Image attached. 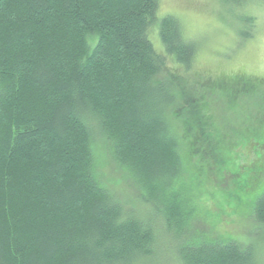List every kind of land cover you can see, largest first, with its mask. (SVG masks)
I'll list each match as a JSON object with an SVG mask.
<instances>
[{
    "label": "trees",
    "instance_id": "trees-1",
    "mask_svg": "<svg viewBox=\"0 0 264 264\" xmlns=\"http://www.w3.org/2000/svg\"><path fill=\"white\" fill-rule=\"evenodd\" d=\"M222 1L239 9L253 0ZM159 8V0H0V264H139L156 259L160 225L181 264H259L252 242L198 232L199 223L215 227L218 208L232 217L244 203L264 227V156L252 154L249 177L240 178L241 142L214 135L205 96L178 83L197 48ZM216 78L206 93L226 95L232 115L242 93L263 86L244 74ZM261 129L246 151L264 148ZM99 137L151 215H137L109 186L94 150ZM200 170L208 174L201 183ZM228 172L237 181L232 193L220 184L223 202L213 187ZM181 185L187 202L174 193ZM205 192L209 212L199 203ZM190 220L189 236L174 243Z\"/></svg>",
    "mask_w": 264,
    "mask_h": 264
},
{
    "label": "rangeland",
    "instance_id": "rangeland-1",
    "mask_svg": "<svg viewBox=\"0 0 264 264\" xmlns=\"http://www.w3.org/2000/svg\"><path fill=\"white\" fill-rule=\"evenodd\" d=\"M159 2L160 18L168 15L176 16L181 21L185 36L197 48L191 70H183L181 73L184 74L181 75V81L178 83L184 84L186 86L185 91L188 93L187 95L193 98L205 96L206 99H201V101L207 100L209 102V108L212 110V114H214L212 117L217 118L213 129L214 135L222 131L227 136H234L236 142L238 140L241 142L242 148L239 149L238 164L244 170H241L240 178L247 179L250 174L249 167L254 161L252 154L256 157L264 156V148H256L254 152L244 149L245 145L246 148L248 146V137L253 138L252 144L259 143L258 140L262 138L259 132H261L260 130H262V124L264 123V0H253L239 9H232L222 0H159ZM246 16L248 17L247 19H245ZM240 33H246L249 37L244 39ZM151 39L154 42L156 50L163 53L164 48L156 28L151 31ZM223 73L229 75L244 74L255 77L257 81L263 83L262 88L260 87L255 93H251V95L242 93L243 98L241 99L244 100L241 101L243 105L238 110L240 113L236 115H232L234 112L229 110L228 98L222 92L220 94L206 93V89L215 86L214 82L216 81L213 79V76L217 79L216 76L218 77ZM216 87L215 91L219 89L218 86ZM190 98L186 101V105L185 103L183 104L178 116L182 114L183 110H185L183 113L186 114L187 107L193 102ZM189 117L193 118V116ZM235 117L238 118L233 119ZM177 119L180 124L182 119ZM252 126L255 129L248 131ZM95 130L99 132L98 128H95ZM96 136L98 137L99 135ZM103 141V137H99L95 142L96 147L94 150L98 161L105 167L109 186L137 215L141 213V216H143L142 213L144 214V212L151 215L150 209L140 207L141 202L138 199L139 195L135 187L124 178L122 173L116 170L113 164L109 165L107 149ZM201 152L203 153V157L200 154L201 157H198L200 161H196V163L200 167H203V163L209 161V158L203 150ZM209 171L210 175H215V171ZM199 174L201 175H199L198 181L200 183L206 181L208 175L206 171L200 170ZM228 174L229 172L226 175L220 173L213 187V190L217 191V195L215 194L216 198L223 202L225 197L220 184L223 185L225 191L229 190V193H232L237 181ZM176 178L179 180L183 179L182 176H177ZM176 190L174 193L179 194L182 200L187 202L189 195L186 188L181 185ZM253 190H249L247 193L250 194ZM200 197L199 203L201 207L204 211L209 212L212 207L213 197L208 192H205ZM228 197L229 199L232 198L230 194H228ZM244 204L235 210L232 217L227 216L225 209L220 210L218 208V211L223 216L221 215V218L215 221L216 216L214 214L211 215L215 224L214 229L205 223H199L197 229L202 235H209L211 234L210 231H212L216 234H224L225 237L227 235L236 236L244 246L252 242L256 247V257L259 264H264V227L258 226L250 216L252 207L249 209V206ZM192 223L193 221L190 220L188 225L186 224L185 232L182 234L176 231L175 236H173L174 243H177L181 239L185 240V237L189 236L190 233L189 230L187 231V226H191ZM160 228L156 259L140 261L139 264H181L177 259V254H175L173 244L167 236L166 230L161 225ZM196 236L197 233L195 234Z\"/></svg>",
    "mask_w": 264,
    "mask_h": 264
}]
</instances>
